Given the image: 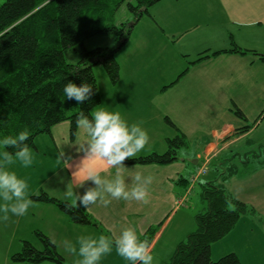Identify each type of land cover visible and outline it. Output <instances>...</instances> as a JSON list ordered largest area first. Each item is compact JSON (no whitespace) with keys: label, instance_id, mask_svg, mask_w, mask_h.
Wrapping results in <instances>:
<instances>
[{"label":"rangeland","instance_id":"obj_1","mask_svg":"<svg viewBox=\"0 0 264 264\" xmlns=\"http://www.w3.org/2000/svg\"><path fill=\"white\" fill-rule=\"evenodd\" d=\"M4 1L6 0H0V6ZM216 1L217 0H161L156 5L150 7L148 12L149 15H145L141 18L132 29L131 38L127 43L128 45L125 48H121V50H123H119L117 54H115V59L123 66L122 70L127 73L125 70V63L129 56H133L138 61L146 54L140 52L145 49L142 42L152 41V45H154L156 52H152L150 55L142 58L139 63H134L135 59L132 57L131 65L134 67V71L139 74H153V77L156 76L157 78L154 79L159 81L161 88L165 80L173 75L168 73V71L175 62L180 63L182 61V66L185 65L183 63L184 59H180V57L175 55L177 54L175 50L185 55L189 52L202 49L205 50L210 47L213 51L219 50L222 47H227L225 44H219V42L230 41L233 34H241L244 29L241 24L240 26L231 24L227 19L228 13L221 8ZM129 3L135 4L133 0H99L92 8L83 13L82 26H84V30L82 31L92 34L105 29L106 26H120L123 23H128V25L134 24L135 16L129 9ZM181 24H184L186 27H192L193 25L198 35L196 39L193 38V41L184 38L183 43L180 42L178 45L179 48L177 46H171V50L175 53L173 54L170 49L164 47V45L167 46V43H170L168 41L169 39L173 40L174 37L176 40L178 39L177 34L169 31L170 26ZM195 25H197V27H195ZM260 36V41L262 42L264 32L260 33ZM252 40L259 41V39ZM252 40L243 44L242 50H245V45L249 44ZM138 43L139 46L136 47ZM253 44L256 46L261 45L259 42L252 43L251 45L253 46ZM117 45L118 41L116 37L109 34H94L85 40L84 49L87 51H94L96 48L104 49L106 47L112 49L117 47ZM133 46L136 50L129 53ZM259 48H263L264 50L263 42ZM84 54L85 51L82 50L80 46L65 50V61L71 65L78 64L83 59ZM243 55H248L250 58H253V54H250V52ZM258 65L257 67L259 69L254 70L253 73L248 71L245 72L241 80H238L235 76L233 77L230 74H223L220 76V73L215 76V82L217 85L220 83V86L213 84H208L206 86L209 91L208 101L210 106L207 112V119L205 121L203 120L204 122L202 120L195 121L194 119V115L197 118V113L196 107L191 108V105L195 106L196 104V102H194L195 91H193L191 82H188V80H186L187 78H183L181 83L172 90L178 92L177 100L185 106L183 112L173 113V115H177V117L181 119L180 121L178 120V122L184 124L185 121H190L194 125L193 127L196 128L194 133H190L191 137L189 139V144L191 149H189V151L182 149V158L189 160V156L193 155V152L198 150L200 142L209 137L210 133L214 130L221 129L225 123H237L238 128L249 126L254 129L251 131L250 135H245V137H240L239 135L236 137L235 135L232 138H225L223 136L222 140H217L218 148L215 152L208 154L210 150L205 151L204 149L202 150L204 153H201L202 156L198 163L199 169L201 167H209L212 164L209 169L212 173H215L214 163L212 162L218 161V159L219 162L223 159L225 160L222 164L224 167L222 172L229 171L232 166L238 168L239 176H241L242 179H240L239 176V179L236 178L235 174V176L230 179L231 181L226 182V188L228 191L234 193L235 197L247 200L248 202L246 203H255L257 206L252 204V208H254L255 212L258 214L249 213L243 216L237 222V226L227 234L226 238L217 241L211 246V260H213V262H217L223 256L233 252L241 258L243 264H260L258 258H256L254 254H258L260 258L264 259V170L258 169L257 173L247 174V176L242 174L245 173L244 162L246 154L250 156V158H253V155H261L264 153V67H262L263 64L261 63ZM127 70L129 73L130 68ZM93 72L96 76L97 84L99 85L101 98L106 99V96H108V93L112 92V90L119 91V89L125 88L123 82L119 81L117 83L118 85L112 82L102 63L95 64ZM253 75L260 76L259 80H252L251 78ZM262 77L263 79H261ZM177 89L180 91H177ZM238 110L247 115V118L243 120L238 114ZM255 110H257V112L253 115ZM256 115H258L256 117L257 119L255 118L252 120ZM254 121H256V123ZM241 134L243 135L245 133ZM248 139L254 140L255 144L248 142ZM35 143L40 148V155H37L36 158V172H38L40 180H43V175L53 173L60 168L61 164L58 154L56 153L55 144L54 142H49L47 134H41V136L36 138ZM163 148L165 147L163 146ZM163 148H158V150L161 151L158 154L166 153V150H162ZM146 149H151L149 151L150 153H147V150L144 151L147 154L156 153L153 152L154 145ZM44 153L47 154V157H45L46 155ZM179 153L180 151L178 154ZM226 159L230 161H226ZM194 166L195 165L191 164V168ZM191 168L189 170L188 168L186 169L187 173L183 177L184 179H190ZM253 169L254 167L252 170ZM59 174H61V172L57 173V175ZM210 177L214 178L213 175H210ZM208 178V176H202L195 184L190 181L191 185L188 186V190H184L183 193L185 198L190 194H188L190 189L191 194L188 196L186 205L180 206V212L171 218L159 244L152 250L153 252L151 254L154 257L153 264H170L178 244L186 240L187 236L196 230V214L200 212V214H202L207 211V203L202 197V186H204L207 181H211V179L209 180ZM63 185L66 191L71 188L68 183ZM39 188L41 191L47 192L45 185H41ZM38 194H41V192ZM181 201L183 203L184 200ZM72 206L76 207L77 203L72 204ZM230 208L233 210L234 206L231 205ZM9 216L10 218L8 221L0 219V264H16L12 260V255L16 252L20 253L23 250L22 245L18 251H15L16 249L13 245L17 238L15 239L14 235L12 244H8L11 237L3 234V232L11 234L14 226V215L10 214ZM167 218H169V216L162 218L161 222ZM158 223L160 222H157L153 226L158 227ZM21 230L22 228H20L18 232V237ZM80 235L83 236L82 233H80ZM143 235L144 234L139 235V238ZM34 239H36L37 244L42 249L43 244L39 242L37 233H35L34 238H32V240ZM68 241L78 249V240ZM15 244L18 245L21 243L20 241H16ZM7 245L12 247V250L9 249ZM114 248L115 247H113V251L110 255H107L101 260L100 264H129L128 261L122 259L116 253ZM56 249L57 253L63 256L66 264H75L76 260L80 258L65 251L64 241L58 243ZM10 250L11 252H9ZM40 264L54 263L47 261Z\"/></svg>","mask_w":264,"mask_h":264},{"label":"trees","instance_id":"obj_2","mask_svg":"<svg viewBox=\"0 0 264 264\" xmlns=\"http://www.w3.org/2000/svg\"><path fill=\"white\" fill-rule=\"evenodd\" d=\"M98 1L6 0L2 3L0 6V140L7 136L15 137L27 128L31 136L26 143L31 149L36 146L37 137L41 134L50 135L54 126L67 121L70 123V139L73 141L77 133L76 119L79 113L83 111L91 118V112L101 103L99 85L93 72L95 64L102 63L112 82L118 83L120 64L115 59V54L128 43L135 24L145 15H149L150 7L161 0H133L135 4L129 3V9L135 16L133 25L123 23L120 26H106L105 29L92 34L83 32V13ZM94 34H109L116 37L117 47L85 50V40ZM76 46H80L85 51L83 59L78 64H68L65 61V50ZM247 52L252 51L242 50L234 45L230 50L204 52L200 54L197 61L222 53L242 55ZM254 54L258 55L260 61L264 63V54L256 52ZM187 71L188 69L179 78ZM68 82L77 86L88 83L92 85L95 94L84 103L68 100L63 92ZM238 114L244 118L242 111L238 110ZM165 120L177 133L173 138H167V152L129 159L125 161L126 163L143 166L167 165L178 161V152L182 149L189 151L190 144L187 137L168 117ZM6 150L13 155L16 151L13 148ZM224 161L223 159L219 162L218 159L212 162L215 173L209 169L212 164L206 167L207 173L202 176H208V179H211L202 186V197L207 203V211L196 214V230L178 244L170 264H243L235 252L228 253L217 262L211 260V246L226 238L243 216L256 213L252 206L238 200L227 190L226 182L231 181L235 174H239V170L236 166H232L229 171L222 172ZM226 161L230 160L226 159ZM191 164L194 165L190 162V168ZM244 164L246 174L264 168V153L253 155V158L246 154ZM253 167L255 168L252 170ZM191 169L194 171H191L190 179H184V190L191 185L190 181L197 175L199 165ZM202 176H199L193 184L197 183ZM190 190L188 194H191ZM188 196L183 203L185 205ZM32 200L57 206L76 224L98 225L84 208L79 207L78 203L76 207H73L69 202L53 198L45 191L34 195ZM231 205L234 206L233 210L230 208ZM162 225L163 222L159 223L158 227H149L140 239H147L151 245ZM35 233L39 242L43 244V248L38 249L30 241L24 240L23 250L13 254L12 260L29 264L47 261L54 264H66L63 256L57 253L56 244L49 236L39 231Z\"/></svg>","mask_w":264,"mask_h":264},{"label":"crops","instance_id":"obj_3","mask_svg":"<svg viewBox=\"0 0 264 264\" xmlns=\"http://www.w3.org/2000/svg\"><path fill=\"white\" fill-rule=\"evenodd\" d=\"M216 2H218L221 8L226 10L228 13L227 19L231 24L234 26H240L241 24L244 29L241 34H233L230 41L219 42V44H225L227 47H222L216 51L230 50L234 47V45L243 49V44H246L247 41L259 39V41L252 40L244 47L245 50L252 51L250 54H253V58H250L248 55H241L237 53H222L218 56L197 61L200 54L204 52H216L213 51L211 47L205 50L202 49L196 50L195 52H189L185 55L180 51L175 50L177 52V54H175L171 50V46H177L179 48L178 45L180 42L183 43L184 38L186 40L188 39L193 41L198 35L193 25L192 27H186L184 24L170 26L169 31L177 34L178 39L176 40L175 37L173 40L169 39L168 41L170 43H167V46L164 45V47L169 48L170 51L180 57V59H184L183 63L185 65L182 66V61L180 63L175 62L168 71V73L173 75L165 80L164 85L161 88L159 81L154 79L157 77H153V74H139L134 71V67L131 65L133 56H129L125 63V70L127 73L122 70L123 66L120 65V78L118 80V82H123L125 88L119 89V91L112 90V92L108 93L106 99L101 98V103L93 111L103 108L109 112H119L129 125L134 123L140 124L143 129L147 130L150 137L149 144L142 150L143 152H139L134 158L149 155L147 153H150L149 151L151 149L146 148L152 145H154V153H160L161 151H159L158 148H163V146L165 148L162 150H166L165 152H167V138H173L177 133L172 126L166 124V117H168L176 128H178L179 131L187 137L188 141L191 137L190 133L195 132L196 128L193 127L194 125L190 121H185L184 124H182L178 122V120L180 121L181 119L177 117V115H173V113L176 114L185 110L184 104L179 103L177 100L178 92L172 91L181 83L183 78H187L186 80L191 82L193 91H195L194 102H196V104L195 106L191 105V108L196 107L197 118L194 115L195 121H205L207 119V112L210 106L208 101L209 91L206 86L208 84L220 86V83L217 85L215 82L216 75L220 73V76L223 74H230L233 77L235 76L238 80H241L245 72L248 71L253 73L254 70L259 69L257 67L259 66V63L264 65V63L260 61L259 56L254 54V52L264 54L263 48H259L262 45V42L264 45V37H262V42L260 41V33L264 32V0H217ZM195 27H197V25H195ZM255 42H259L261 45L256 46L253 44L252 46L251 44ZM139 43L136 44V47L139 46ZM142 43L145 49L140 52L146 54L138 61L133 57L135 59L134 63H139L142 58L150 55L152 52H156L154 45H152V41ZM127 45L128 44H126L124 48ZM134 50L136 49L133 46L129 53H132V51L134 52ZM263 65L262 67H264ZM129 68L131 71L129 70L128 73L127 69ZM187 69L188 71L186 74L179 78ZM259 78L260 76L253 75L251 79L259 80ZM261 79H263V77ZM177 91L180 90L177 89ZM256 112L257 110H255L253 115H255ZM257 116L258 115L253 117L252 120H254ZM245 118H247V115L244 114L243 120ZM256 121L254 122L256 123ZM253 130V127L249 126H245V128H238L237 123H225L221 129L214 130L210 133L209 137L200 142L198 150L193 152V155L189 156V160L182 158L183 156H181L180 151L178 154V161L167 165L156 164L143 166L136 164L132 165L125 162V166L128 170L123 172V176L125 177L126 183L129 185L131 184L130 176L134 175L135 172H141L144 175L151 174L155 177L153 184L150 186L149 202L145 204L136 201L126 202L123 200H112V203L107 207L99 204L92 206L86 211L93 219L96 220L98 224L96 226L91 224H76L62 210H59L57 206L51 203H40L33 200V205L29 208L26 215H14V226L11 231L12 235L10 233L6 234L5 232H3V234L11 237L8 244H12L13 235L15 236V239L17 238L16 241H20L21 244L18 245L15 244V241L13 245L16 249L15 251H18V249L22 247L24 240L32 242L38 249H41L37 244L36 239L32 240L36 231L44 233L45 235L47 234L56 245L65 240H78L79 237H81L80 233H82L83 236H92L94 238H98L100 235L104 234L106 236L115 237L128 227L134 228L139 236L141 234H145L149 227L155 225L157 222L161 223L162 218L169 216V218L162 221L164 222V225L161 227V230L151 244L152 253V250H154L159 244V241L166 231L165 229H167L166 227L168 226L171 218L180 212V206H184L182 204L186 198L183 193L185 188L183 177L187 173L186 169H190V162H193L195 166L198 165L201 159L200 157L202 156L201 153H204L202 150L204 149L205 151L210 150L208 154L215 152L218 148L217 140H222L223 136L225 138H232L235 135L236 137L238 135L240 137H245V135H250ZM51 131L52 132L48 135V138L49 142H54L55 144L56 153L58 154L61 164L60 168L49 175H43V180H40L39 174L36 172V158L37 155H40V148L36 145L34 148H31L34 155V163L31 167L24 168L17 161L15 164L11 165L8 170L15 172L18 177L25 179L29 184V199H32L34 195L42 192L39 187L41 185H45L47 188V192H45L48 195L53 198L56 197L61 199L65 202H69L72 205L78 202L75 200V197H66V190L64 189L65 186L63 184H70L71 188L68 190H72L73 192L81 195L83 194L85 188L92 186L91 182H87L84 188H81L80 183L83 181V173L79 176L72 175V173L76 171L77 166L80 165L82 160L85 158L84 153L81 152L80 149L87 143L88 138L82 129L77 128L75 139L72 141L70 139V123L67 121L54 126ZM241 132L245 134L242 135ZM247 141L255 144L254 140L248 139ZM226 146L229 147L228 145ZM189 147L191 149L190 145ZM145 150H147V153L144 152ZM44 154L46 155L45 157H47V154ZM65 160L69 161L71 167H68ZM89 164L92 166H99V162L85 161L86 166ZM260 169L264 170V168ZM115 171L116 170L113 168L107 170L106 173H102V175H108V178L111 179L114 177ZM192 171L194 170L192 169ZM59 172H61V174L57 175ZM254 172L257 173L258 170L251 171L247 174H252ZM242 174L247 176L246 173ZM239 175L240 174H237L236 178H238ZM239 178L242 179L241 176H239ZM232 195L235 197L234 193H232ZM235 198L245 203L248 202L247 200H242L238 197ZM181 200H184L183 203ZM2 203L3 201L0 200V204ZM246 204L250 206H252V204L257 206L255 203ZM10 214L11 213H9V215ZM255 214H257V212ZM2 215L3 214L0 213V217H2ZM20 228H22V230L18 237ZM9 249L12 250V247H9ZM11 250L9 252H11ZM254 255L258 258L260 264H264L263 258H260L258 254ZM14 262L16 264H29L26 262Z\"/></svg>","mask_w":264,"mask_h":264},{"label":"clouds","instance_id":"obj_4","mask_svg":"<svg viewBox=\"0 0 264 264\" xmlns=\"http://www.w3.org/2000/svg\"><path fill=\"white\" fill-rule=\"evenodd\" d=\"M63 92L68 100H75L77 103H84L95 94L92 85L88 83L77 86L68 82ZM90 115L91 118L81 111L76 119L77 127L83 130L88 139L80 149L85 158L72 175L79 176L83 173L80 187L84 188L87 182H91L92 186L85 188L82 195L68 190L66 197H75L79 207L85 210L97 204L107 207L112 200L147 204L150 186L155 177L135 172L130 176L129 185L123 176V172L128 170L125 161L136 157L149 144L147 130L140 124L129 125L119 112H109L101 108ZM30 136L31 132L25 128L15 137L7 136L0 140V200L3 201L0 204V213L3 214L0 219L3 221L9 220V213L15 216L26 215L33 205V200L28 198L29 184L15 172L8 170L17 161L24 168L33 165L34 155L26 143ZM7 148L15 149L14 155L4 150ZM85 161L99 162V166H86ZM65 163L71 167L68 160ZM113 168L116 170L113 178L102 175ZM77 243L78 249L72 243L64 241L65 251L80 257L75 264H100L103 258L112 253L113 247L129 264H153L154 261L149 241L141 240L137 231L131 227L125 228L115 237L81 236Z\"/></svg>","mask_w":264,"mask_h":264},{"label":"built area","instance_id":"obj_5","mask_svg":"<svg viewBox=\"0 0 264 264\" xmlns=\"http://www.w3.org/2000/svg\"><path fill=\"white\" fill-rule=\"evenodd\" d=\"M206 173H207V169H206V167H201V168L199 169L197 175H196V176L194 177V179L192 180L193 183L197 180V178H198L199 176L205 175Z\"/></svg>","mask_w":264,"mask_h":264},{"label":"water","instance_id":"obj_6","mask_svg":"<svg viewBox=\"0 0 264 264\" xmlns=\"http://www.w3.org/2000/svg\"><path fill=\"white\" fill-rule=\"evenodd\" d=\"M133 25V24H132Z\"/></svg>","mask_w":264,"mask_h":264}]
</instances>
